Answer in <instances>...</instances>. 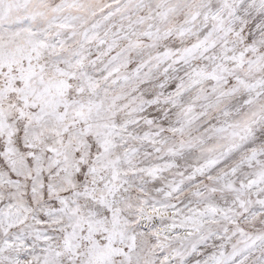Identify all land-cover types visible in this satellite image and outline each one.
Wrapping results in <instances>:
<instances>
[{"label": "snow or ice", "instance_id": "1", "mask_svg": "<svg viewBox=\"0 0 264 264\" xmlns=\"http://www.w3.org/2000/svg\"><path fill=\"white\" fill-rule=\"evenodd\" d=\"M0 264H264V0H0Z\"/></svg>", "mask_w": 264, "mask_h": 264}]
</instances>
